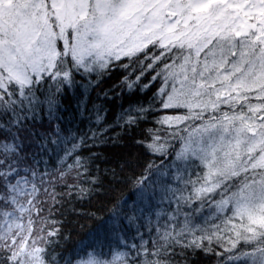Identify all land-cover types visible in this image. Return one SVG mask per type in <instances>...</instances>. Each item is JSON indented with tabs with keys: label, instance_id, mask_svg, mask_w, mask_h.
I'll return each mask as SVG.
<instances>
[{
	"label": "snow or ice",
	"instance_id": "snow-or-ice-1",
	"mask_svg": "<svg viewBox=\"0 0 264 264\" xmlns=\"http://www.w3.org/2000/svg\"><path fill=\"white\" fill-rule=\"evenodd\" d=\"M201 258L264 264V0H0V264Z\"/></svg>",
	"mask_w": 264,
	"mask_h": 264
},
{
	"label": "trees",
	"instance_id": "trees-1",
	"mask_svg": "<svg viewBox=\"0 0 264 264\" xmlns=\"http://www.w3.org/2000/svg\"><path fill=\"white\" fill-rule=\"evenodd\" d=\"M105 89L113 87V83L110 81L108 84L104 85ZM93 99H95V95L93 94ZM109 151L105 153V155L109 157H118L119 154L122 151L121 147H114L112 145L108 146ZM110 165L108 164H102V167H109ZM124 196L126 197H131L133 196V191L131 190L130 187L123 188V193ZM98 203L94 200L92 203H88L87 201H81L77 202L76 204V211L77 212H93L96 211L98 207ZM69 222L72 225L68 231L74 233L72 236V240L69 241L68 246L71 247L75 245V243L86 234L87 229L95 227L96 223L98 221H93L91 219H79L76 217L74 214L69 216ZM84 225V228H78L76 225ZM79 233V235H76L75 233ZM201 264H207V261L204 258H201Z\"/></svg>",
	"mask_w": 264,
	"mask_h": 264
}]
</instances>
